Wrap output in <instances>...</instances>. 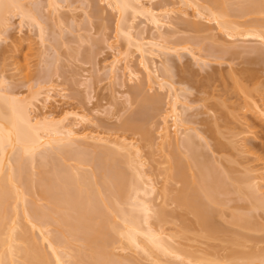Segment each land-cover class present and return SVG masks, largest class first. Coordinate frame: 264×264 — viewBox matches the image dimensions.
<instances>
[{
	"label": "bare ground",
	"instance_id": "obj_1",
	"mask_svg": "<svg viewBox=\"0 0 264 264\" xmlns=\"http://www.w3.org/2000/svg\"><path fill=\"white\" fill-rule=\"evenodd\" d=\"M106 1H108L107 3H109L110 7H113L114 11L116 10L117 13L119 14L118 24L116 23L117 36L119 38L123 37L122 39H125L124 41H127V45H129V48L131 46L135 47L134 50L138 52V54L141 57L140 59L142 60L140 63L141 64L143 63L142 66L145 74L144 75L145 80L147 84H151V85L153 84L154 86V83L155 82L157 83V78H159L161 74L159 77L158 75H155L157 74L156 70L158 67H156L155 64L156 59L154 60V57L152 56H154L155 54L157 55V53L154 52V50H152L153 47L151 48V46L154 47L156 46L160 48L162 45L158 44L157 41L153 42L151 40L152 38L151 39L149 38L150 39L149 40L147 38H144L143 36L140 37L134 36L133 32H136L134 31V29L136 30L135 28L136 26L134 27L135 25L133 24L134 19L131 20V18L132 17L135 18L139 16V14L147 15L146 16L147 21H150V24H152L153 26L152 28L155 27L157 29L155 30L157 31V33L156 32L155 33L159 34L157 38L159 40L164 39L163 46L161 47L163 49L169 43L168 42L166 44L165 41L166 42L167 40L170 41L169 37L172 34L169 33L170 35H168L166 34L168 33L166 31H165L166 33L164 32L165 33L164 34L160 30L161 28H163L162 27L163 25L165 26L166 24H168V22L165 24L164 16L167 19V14H169L171 10L168 8L166 10L164 9L163 12L159 13L153 9L152 5L151 7L146 6L144 0H106ZM150 1L151 0L147 2ZM198 1H202V3ZM198 1H197L198 3L193 2L194 3L193 6L201 10L199 9L197 10L195 8L197 11L195 10L194 13H197L198 16L199 14H202V12L206 10L205 12L208 13L206 14L209 17H211L213 21L217 23L216 25H218V28L221 29L220 31L223 30L227 32V35H229L230 37L239 36L241 37V39L249 38L250 40L251 38H254L264 43V17L263 18L260 17V16H264V0H198ZM58 2L57 0H48V5L54 8L53 11H59L57 7ZM31 5H32L31 2L28 4L26 3V0H0V41L2 40V38L7 37L5 35L9 32L7 31L10 29L8 28L9 23H12V20L10 21V16L14 18L13 16L15 12L20 15L19 17L22 19V21H24V23L26 20V22H29L31 25L38 26L40 34L42 35L41 36L42 40H44L43 42H45V40H48V36L46 38V33L44 32L46 31L44 27L47 24L45 23L43 25L44 22L42 23V21H44V19L42 20V18H44V16L41 17L43 14L42 15L40 14L42 11L36 12L39 11L40 8L38 7V9H36V7H34L35 8L34 9L33 6ZM189 5H191V3ZM49 6L47 7L49 8ZM98 12L96 13L98 14ZM234 12L239 13L238 15L240 16L249 15L250 17H252L253 15H255V17L252 18L254 19L256 18V19L252 20L251 18L252 21L250 20V22L243 27L242 23H240V21H238L237 19L239 18L237 17L238 15L235 14ZM59 13L61 12L59 11ZM187 13L188 11L184 12L183 14L185 15ZM53 14L55 15V13ZM181 14L182 13H180V15ZM39 15H41L40 16L41 18H39ZM59 15L60 17L58 16L57 18L60 22L63 23L64 20L61 18V14ZM207 15H204L205 18L208 17ZM256 15H258L259 19ZM234 16L236 18H234ZM186 17L188 16L186 15ZM180 21H182L181 23L184 22L185 24L188 23V25H191L189 24L191 23V21L188 22L186 21V19ZM178 23L180 22L178 21ZM192 24H195V27L201 26L199 24L196 25V23L194 22H192ZM60 25L61 23H59V26ZM172 32H176V31H172ZM8 36L10 35L8 34ZM89 39L90 38H88L87 40ZM237 40H235L234 42H236ZM256 42L255 44H258ZM247 44L249 45V43ZM260 44L263 45L262 43ZM111 45L113 46V44ZM171 45L172 44H169L168 46L170 47L166 46V48H169L168 50H170L171 52L176 51V53H178L179 56V52L177 51H180L181 49L178 48L177 50L176 48L178 46L175 47L173 45V50H171L172 48ZM148 46H150V48H148ZM217 46H219V44ZM257 46L251 48V50H254L253 53L256 52L257 54V51L259 50ZM181 48H187V47L184 46ZM223 48L224 47L222 46V49ZM260 50L261 51L258 52H262L263 55L264 51H262V48H260ZM127 51L126 54L127 53L130 54L129 53L130 50L129 52ZM189 51L191 52V50ZM121 53H122L121 51H118L117 54L121 55ZM223 53H225L224 50ZM117 54H115L114 59L110 61L109 62L110 65H108L110 66L109 67L110 68L109 73H111V75L109 74L110 77L112 76L113 78L123 79V77H125V74L128 75L131 79L135 76L139 77V75L136 74L138 70L136 71L132 67L133 64L132 65L129 64L130 62L129 59L131 60L130 55H128L129 56L128 59L126 57V54L124 53L126 57L124 59L125 63L124 65L119 66V63L122 61V59L116 57L118 56ZM259 54L260 53H258V55ZM156 55L155 58L158 57ZM168 55L166 56L164 55L165 57L164 56L163 57L166 59ZM195 57L196 59H198L197 56L194 55V58ZM196 59L193 60L195 61ZM201 61L197 60L196 62L197 63L200 62L202 64ZM53 62L55 63V61ZM182 62L183 59L181 63ZM163 63H166V65H168L167 59ZM160 64L162 65V62ZM48 65L50 66V63ZM166 65L165 64L163 65V68L165 70L168 69V67L171 68V66L167 67ZM176 65L178 67L179 64ZM176 65L174 63V66ZM49 66L47 67V71L49 69L51 70V67L53 65L51 67ZM165 66L167 68H165ZM50 70L49 72H47V74H50ZM170 71L168 69L166 70L165 73L169 74ZM118 72L121 73L117 75ZM40 73L41 72H39V74ZM4 79L7 80L6 78ZM4 79L2 78L0 79V264H138L139 263L138 261H137L138 263L134 262L132 259H129V257L127 259L123 258L125 254L123 255L116 254V252L114 251L116 247H121L123 251L125 249L126 250L131 249V251L134 250L139 254V255L137 254L138 257L140 256V254H143V256L145 255L150 259L153 258V260L157 264L159 263L163 264L162 261L165 260L163 258L166 259L168 258L170 260L172 259L179 261L181 260L180 262L178 261L179 262L178 264L180 263L199 264L200 262L203 263V261H207V259H204L202 255H200V257L202 258L200 257L198 258L197 257L199 256L198 254H194V252L182 248L183 246H181V243H180L181 247L180 246L177 247L176 245H174L175 243H177L175 242L176 240L175 241L173 240V238L175 237L173 236L174 234L170 235V233L167 232L168 230L166 229L167 230L166 231L165 227L163 228L164 225L163 223L166 222L165 216L167 217V212H165L164 210L165 208H160L161 210L160 209L158 210L156 209L157 206L155 207L156 204H154L153 201L160 194L159 188L158 186L156 187L157 184L154 181L155 179H153L152 174H148L149 172L147 173L146 169H144L145 168L144 165L146 163L144 160H142V155H140L141 152L139 151V147L138 149H136L137 148L135 147L136 145L134 143H129L130 141L128 142V140H126L127 138L116 140L118 137L113 139L111 137L105 136L103 133L94 132V129L93 132L91 130L88 131V129L87 131L83 130V132H79L78 130L81 129L76 130V125L78 123H88L91 120V118H89L88 115H86L84 112L81 113V111L74 112L73 109H72L73 111H71L69 109L63 110L62 108V111L57 112L55 110L49 109V112H46L44 115L40 116V118L38 116L37 118L35 115L34 117L33 111L36 109V107H38L37 106L38 103L47 104L48 102L51 103L52 100H54L56 103L58 102V100L54 99L51 93H48V91L51 92L53 88L51 89V91L50 89L48 91L45 90L47 93L45 91L41 92V90H43L42 88L40 91L37 90L35 92H30L31 95L25 96L22 95L21 93L14 94L11 93L10 89L7 90L5 88L6 87L5 85L8 82L4 81ZM40 79L42 78L40 77ZM125 79L126 78H124V81ZM159 79L158 81L161 80ZM162 79L164 80L163 77ZM124 83L125 82L122 81L121 83L122 85L120 86L122 87L123 85H125ZM162 84L168 85V86L166 85L168 87L167 90L169 91L170 93L169 95L172 98L171 105L168 108H170L169 113H171V118L173 117L172 123L175 128V131L172 128L174 132L173 134L170 133V131H172L171 127L169 130L170 125L167 126V121L165 119L164 125H162L163 127L160 128L161 129L160 131L162 132L161 136L164 140H167L169 142V138L171 139L172 135H174L173 141L176 144V146H174L173 148V151L170 153L171 155H167L169 157L171 156V158H169L168 160L169 163L167 162L169 164V168L166 169L167 168L166 167L165 168L166 170L164 171L167 179L168 178L178 179L179 180L178 182H181V185H183L181 189L178 188L180 190L176 189V191L178 192L173 197L174 202L177 203L176 205L179 204L180 207L185 206L184 208L190 210L191 213L195 215V218H197L196 223H198L197 225L201 227L202 232L206 236L213 237L216 236L217 234L219 235V232H226V233L229 232L228 230H226L227 225L222 223L225 222L226 220L224 218L226 215H224L225 210L223 211V208L225 209L226 207H228L227 201L230 200L229 203L233 200L235 201L238 200L239 202L242 201L241 202V205L243 204L242 206L239 204L238 206L237 205L235 206L237 201L236 202L234 201L235 202L234 206H232L233 204L230 205V207L232 206L235 209L233 208L232 211L230 208V211H232L233 213L231 212L230 214L229 212V217L230 216L231 217L228 219H230V222L233 223V226L236 225L235 227H237V230H241L240 228L242 229L244 228L243 230L247 231L246 235L239 234L240 231L238 232L237 235V231L231 230V232H233V234L236 235L237 238L236 236L234 237L233 235V238L229 239L228 242L237 246L239 244H243L247 240L250 242V239H252L251 241H253L254 239H256V236L254 238H251L250 235H248L247 233L249 231L253 232V230L257 226L259 227L260 223L257 219L260 216H257L258 213L259 215L262 214L264 216V189H263L264 184H262V181L264 180V172H262L264 171L263 170L264 166L262 165L263 168L260 167L254 168L255 166L251 167L248 166L246 163H244L246 164V165H242V169L244 167V170L242 171L244 172L242 171L238 172L237 171L238 168L236 169L234 166L240 163L233 164L234 166H232L231 164V163H236L235 158L234 161H232L230 158L227 157L229 159L227 160V162L231 164V167H233L230 168L229 166H227L228 164L226 165L227 162L225 156L223 158V156L220 154V158L217 157L218 158L217 161L215 160L216 159L215 156L218 155H216V153H214L215 155L211 154V157L213 156V159L215 158L214 159L215 161L213 162L220 165L219 168L222 169L219 170L216 164L214 165V163L210 161L209 159L210 156L209 157L206 156L205 154L206 152L205 153L203 152L202 146H204L205 143L204 145L201 146L203 142L202 143L198 142L200 139L202 140V138L204 139V137L208 136L207 134H209L210 132V130H208L210 129L209 126H211L212 129L214 128L213 130L217 131L218 129L217 135L222 133V131L219 130V128L215 127L216 124H217L216 126H218V123L215 122L216 119H214L215 121L213 125L210 122L206 124L207 126L210 124L207 127L208 132L205 131L206 129L204 130V128H203V132L200 131L199 129H196L197 131L199 130L197 132L195 128L187 127L186 125L190 122L189 121L190 119L188 120L187 117H183V116H185L184 115L185 111L187 112L189 107H187L188 105L185 106L186 103L184 102H183L184 104L180 103L181 95L180 94L178 95L177 91H179L181 88L178 90L175 86V83L173 84L167 81H161L160 85L163 86ZM149 86L150 85H148V87ZM43 93H45L46 95L44 94L45 96L42 97ZM157 96H159V94ZM151 97L154 96L153 95L150 97H147V95L143 96L142 102L140 103V107H141L140 112H142L144 115L146 114V112H148L146 108H148L150 105L148 104L149 106L147 107L146 105L147 103H149V101L153 99ZM156 98L159 101L158 97H155L154 100H156ZM41 99L43 100V102H41L42 101ZM152 102L154 103L153 100ZM152 102L150 103L152 104ZM253 102H254L253 105L258 109L257 111L260 112L261 117L262 116L264 117V109L258 105L256 100L255 101L253 100ZM153 109H155V105L153 106ZM69 117H71L73 120L72 119L70 120ZM191 118H193V116ZM68 119L70 120V122L68 121ZM135 122H136L135 120L130 121L128 123L129 126L127 125V129L129 128L132 129L131 127H134L135 129L137 128L136 130H138L139 127L142 128L143 123L141 122L143 121L138 122V125ZM88 126L86 128H88ZM249 127L250 125L248 126V128L246 127L247 129L244 128L246 129V131L243 130L244 134L245 132L247 133V136L248 135L250 136V134H248L251 131ZM216 131H214L215 134ZM201 132L204 134L207 132L206 133L207 136L201 135L202 134ZM215 134H213V137L214 138L216 137L214 143L215 142H216L215 144L218 143L217 144L218 147L216 148V145L213 144L215 146L214 150L218 148H220L219 150L222 149L224 150L225 147L228 148L227 144L222 145V143L225 142H221L222 139L220 140V138L217 139L218 137ZM237 134L235 135L231 134L229 136L233 135L234 137L236 136V138H238L239 135L237 136ZM239 134L242 135L240 137L243 138L242 139L243 141L236 142L235 138H230V139H235L233 141L234 143L236 142V144L234 145L230 144V146L233 145L232 149L234 148L233 150L236 152L237 149L240 147L239 149L241 150L238 149L239 150L238 152L240 153V156L242 155V157L243 154L244 155L252 154V151H250L249 149L250 145L247 144L249 143L250 138L247 139V136H244L242 132H240ZM201 136L204 137L201 138ZM196 137H199L200 139L197 138L198 139L197 141ZM222 137L226 138L224 137V135ZM230 141L231 140H229V142ZM104 142L105 144L106 143L109 144L111 143L113 145L115 144L117 145V147L110 148L113 145L112 146L109 145L110 147H105V145L103 144ZM168 142L167 144H169ZM170 142L172 144V141ZM208 142L211 144V140H208ZM98 143H101L99 144L100 147L97 146ZM230 143H232V141ZM238 143L240 144L238 145ZM94 144L97 146V149L96 147H94L96 149V152L99 149L100 151L98 152L99 155L97 162L95 161L97 163L96 169L93 168V170L91 169L89 170V168L88 169L86 167L83 168V166L92 163L93 160L95 159L94 157L95 155L91 154L93 155L92 158L91 155L89 156V154H87L90 151L86 153V149H87L86 147L84 150L83 147L81 148L79 146L93 147L95 146ZM101 145L104 146L101 147ZM235 145L236 148L238 147L237 149H235ZM246 145L249 146L247 147ZM77 146L79 149H83L84 152L82 150L81 153H78V151L74 152L73 149L74 147L77 149ZM245 146L246 148H244ZM251 147L252 146H250V148ZM255 147L254 148L252 147L253 151ZM133 148H135L137 151ZM180 148L184 154L180 151ZM127 149L135 150L136 153L134 154L133 152L135 151L131 152L128 151ZM183 150H185L186 152ZM246 151L248 152L247 154H245ZM88 159H89V163H88ZM220 159L222 161H220ZM257 159L259 160V158ZM71 160H73L76 164L75 163L69 164V161L72 162ZM224 160L226 163L224 162ZM255 160L256 159L254 157L253 161ZM219 161L220 163L222 162V164L225 163L223 164L225 168L221 166L222 164H220ZM242 162L243 161L241 160V163ZM256 166H259V164H257ZM191 167L198 169L197 171L195 170L196 172L193 171L194 175H192L193 174L192 173L191 176H189L187 175L188 173L186 172L189 171L188 169H190ZM234 168L236 170H234ZM86 169L89 171H87ZM157 188H158L157 192L159 194L157 193V196L155 195L154 199H152L151 198L152 194L156 193L155 191ZM167 189L168 188H166V190ZM163 191L165 190L163 189ZM161 193L162 194L160 195H163V192ZM170 193L169 195L171 197ZM166 194H168L167 191ZM172 194H174V192H172ZM231 194H233L235 197L234 196L233 197L230 196V198L226 197L227 200L225 197H223ZM34 196L37 197L36 202ZM167 197L169 196L167 195L166 198ZM231 197L233 198V200H231L232 199ZM163 198H165L164 195ZM42 199H44V201L46 200L47 204L42 203L43 205L41 206L40 205L41 203H39L40 206L37 205L36 203H38V201ZM237 207L240 209V211L241 209L245 211L243 212L242 210L241 212H239L238 209L236 210ZM227 211L228 210H226V212ZM221 215L223 216L221 217ZM262 215L261 217L263 218ZM217 216L218 218H221L220 220L223 219L225 220L220 222L219 219L216 218ZM154 218L156 219L158 218L157 221L160 222L158 223L154 222L155 221ZM216 219L218 221H216ZM231 223L230 225H232ZM226 224H229V222ZM223 225H225V227ZM261 228L262 227H260V229ZM256 229L259 230V228ZM256 229L254 232H258L256 231ZM263 230H264V223H263ZM241 232L244 233L243 231ZM224 234L222 233V235ZM228 234L229 233H227V235ZM231 236H229V238ZM243 240L245 241L238 243ZM183 249L184 251H182ZM242 253L241 256L240 253H238V256L237 253L234 255V257L233 254L230 257L228 256L229 257V258L227 257L229 259V260L227 259L228 263L227 262L225 263L235 264V261L239 260L240 263L242 261H245L244 263L242 262V264H252V262L257 260L259 264H264V257H263L264 251L263 253L262 251L261 253L259 251H256L254 252V254L252 252L247 254L244 251ZM261 255L263 256L261 257ZM120 258L121 259L123 258V260H120ZM144 259L147 260V258ZM160 259L163 260L161 261ZM156 260L158 261L156 262ZM216 262L219 263V261ZM171 263H175V262L171 261ZM220 264H222L221 261Z\"/></svg>",
	"mask_w": 264,
	"mask_h": 264
},
{
	"label": "rangeland",
	"instance_id": "obj_2",
	"mask_svg": "<svg viewBox=\"0 0 264 264\" xmlns=\"http://www.w3.org/2000/svg\"><path fill=\"white\" fill-rule=\"evenodd\" d=\"M29 1L31 2V4H32L31 6H33V8L34 7H36V9H38V7L40 8V10L36 11V12L42 11L40 14L41 15L43 14V15L42 16L39 15V18L44 16V18H42V20L44 19V21H42V23L44 22L43 25L45 23L47 24L44 27V29L46 30L44 32L46 33V38L48 36V40H45V42H43L44 40H42V37H41L42 35L40 34V31H39V28L37 25H31L29 22H26V20L24 23V21H22V19L19 17L20 15L17 14L16 12H15L14 16L12 15L14 18H12L10 16V21L12 20V23H9V27L7 26L8 28H10L9 30H7L9 32L7 34L5 33L6 34L5 36H7L9 38L4 37V38H2V40L3 39L4 40L0 41V79L1 78L7 79V80L4 79V81L8 82V83L5 82L6 83L5 88L7 90L10 89L11 93H14V94L21 93L22 95H25V96L31 95L30 92H35L37 90L40 91L42 88H43V90H41V92L42 91L44 92L45 90L48 91L49 89L51 91V89L53 88V90H52L53 92L48 91V93H51L52 96L54 97V99L58 100V102H57L58 104L54 100L51 101L52 104L50 102H48L47 104L42 103L43 105L41 103H38L37 104L38 107H36V109L34 108L35 110L33 111V116L35 115L36 117L38 116L40 118V116L44 115L46 112H49V109L55 110L57 112L62 111V108H63V110L64 109H69L71 111L74 110V112L75 111L76 112L81 111V113L84 112L86 115H88V117L91 118V120L88 123H78L76 125V130L81 129V130H78L79 132H83V130L87 131V129H88V131L91 130L93 132V129H94V132L103 133L105 136L111 137L113 139L118 137L119 139L117 138L116 140H121V139L127 138L126 140H128V142L130 141L129 143H134L136 145L135 146V147H137L136 149H138V147H139V151L141 152L140 155H142V160H144L146 163L144 165V167H145L144 169H146L147 173L149 172L148 174H152V177H153V179H155L154 181L157 184L156 187L158 186V188H159V193L162 194L161 192H163V195L165 197V198H163V195H160L157 192L158 188L155 191L156 193H153L154 195L152 194V197H151L152 199H154V196L155 195L157 196V193H158L159 194L158 197L153 201L154 204H156L155 207L157 206L156 209H158V210L160 208H165L164 210H165V212H167L168 218L165 216L166 222L163 223L164 225L162 224L163 228L165 227V230L167 229L168 231L167 230L166 231L168 233H170V235L174 234L173 236H175V237L174 238L172 237V238L174 241L176 240L175 242H177L174 245H176L178 247V246H180V243H181V246H183L182 248H185L188 251H192V252H194V254H198L199 256L196 255L198 258L200 257V255H202L204 259H207V261L202 260L203 263L200 262L199 264H201V263L202 264H220V261L222 262V264H224L225 262H227V259L232 254H233V257L236 253H237V256H238V253H240V256H241V253L243 251L246 252L247 254L251 253V252L254 254V252H256V251H259L260 253L262 251V253H263V251H264V230H263L264 216L262 214L259 215V213L257 216H260V217H261V215L263 216V218L258 217V219H257L261 226L259 225V227L258 226L256 227V228H259V230L256 228L255 229L259 233L254 232L255 229L253 230V232L248 230L249 232L247 233L248 235H250L251 238H254L256 236L257 240L254 239L253 241H251L252 239H250V242L248 240H247L248 242L243 240V241H240L238 243H241L244 241L245 242L243 244H239V245L236 244L237 246L228 242L229 239L233 238V235H234L233 232H231V230L237 231V235H238L239 231L240 232L245 231V230H243L244 228L243 229L240 228L241 230H237V227H235L236 225L233 226V223H231L230 219H228L231 217V216L229 217V212L231 214V212L233 211V208H234L232 206H234V203L236 201L239 202L238 200H236V201L233 200V198H232L234 196L233 194L228 195V196H223L225 198L226 197L230 198V196H232L231 200H233L230 203H229L230 200H228L227 201L229 203V204L227 203L228 207H226L225 209L223 208V211L225 210L224 215H226L224 218L227 221L225 219H223V220H225L226 223L229 222V224L222 222L223 220H220L221 218H218V216L216 217L219 219L220 222H222L225 225L230 227V230H229V227L226 226V228H227L226 230H228L229 232H227V233L231 234L232 236L229 234L227 235L226 232H219V235L217 234L218 236L217 235L213 236V237L206 236L202 232L201 227L199 225H197L198 223H196L197 218H195V215L193 213H191V211L188 210L187 208H184L185 206L180 207L179 204L176 205L177 203L174 202L173 197L178 192V191H176V189L180 190L183 187V185H181V182H178L179 181L178 179H173V178L167 179L165 171H164V170L169 168L168 160H169V158H171V156L169 157L167 155H171L170 153L173 151V148H174V146H176V144L173 141L174 135H172V138H171L172 140L169 138V142L167 140H164L161 136L162 132L160 131L161 130L160 128L163 127L162 125H164L165 119L167 121V126L170 125L169 130L171 127V130L173 128V130L175 131V128H174L173 123H172L173 117L171 118V113H169L170 108H168V107H170L171 101H172V98L169 95L170 93L167 90L168 85L166 84L167 85L166 86V85L162 84L163 86H161L160 83H161V81H167L169 83H173V84L175 83V86L178 90L181 88L179 91H177L178 95L179 94L181 95L180 96V99H181L180 103L181 104L186 103L185 106L188 105L187 107H189L188 110L186 109L187 112L185 111V114H184L185 116H183V117H187L188 120L190 119L189 120L190 122L186 125L187 127L195 128V130L199 129L202 132H203V128H204V130L206 129L205 131H207V129H208L207 127L210 124L208 126L206 124L210 122L213 125L214 121H215L214 119H216L215 122L218 123L219 127L216 126L217 124L215 125V127L219 128V130L222 131L221 134L217 135L218 129L216 131V130H213L214 128L212 129L211 126H209L210 129H208V130H210V132H209V134H207L208 136L206 135V133L208 131L205 134L201 132L202 133L201 135L207 136L208 138L201 136V138L204 137V139H205L204 140L202 138V140H201L199 137H196V139L197 138L200 139L199 141L197 139L198 142H200V143L203 142L201 144V146L204 145V143H205V145L202 146V150L204 153L206 152L205 153L206 156H208V157L210 156L209 159H210V161H212V163H214V165L216 164V166L218 168L220 167V165H218L217 163H215L213 161H215V160L218 161V158H220V154H221L223 156V158L225 156L226 162H227V160H229L228 158H230L232 161H234V158H235L236 163H231L232 166H234L233 164H237V163L241 164V165L237 164L234 166L236 169L238 168V170H237L238 172L244 170V167L242 169V165H246V164L248 166H251V167L255 166L254 168H256V167L263 168V166H264V164H263L264 163V149H263L264 148V145H263L264 144V117L263 116L261 117L260 112H258L257 111L258 109L253 105V103H254L253 100L254 101L256 100L258 105L264 109V56H263L264 54L262 55V52H258V51H261L260 48H262V51H264V47H263L264 43L260 40H257V39L251 38V37H250L251 40L249 38L241 39V37H239V36L230 37L229 35H227V32H225L223 30L220 31L221 29L218 28V25H216L217 23L215 21H213V19H211V17H209L207 15L208 13L205 12L206 10L204 11L205 13L202 12V14H199L198 15L199 17H198L197 13H194V11L197 8L193 6V4H194L193 2L202 3V1H198V0H187V1H185V0L184 1L183 0H151L150 1L151 3H150V2H147L149 0H144L146 6L151 7V5H152L153 9L159 13L163 12L164 9L166 10L169 8L171 10V12H170L171 14L170 13L167 14V19L164 16L165 24L167 22H168V24H166L165 26L163 25L162 26L163 28H161L160 31L162 33H164L166 31L168 33H166V32L165 33L168 35L172 34L169 37L170 41H168V40H167V42L165 41L166 44L169 42L168 45L172 44L171 50H173V45L175 47L178 46L176 48L177 50H178V48L181 49L180 51H177V52H179V56L175 50H174L175 52H171L170 50H168L169 48H166V46L170 47L168 45H166L162 49L161 47L163 46L164 39L162 40L160 38L161 40H159L157 38L159 35V34H156L157 31H155L157 29L155 27H154L155 29L152 28L153 27L152 24H150V21H147V19H146L147 15L139 14V16H137L135 18H133V17L131 18V20L134 19L133 20V24H135L134 27L136 26L135 27L136 30L134 29V31H136V32H133L134 36H137V37L143 36L144 38H147V39L152 38L151 40L153 42L157 41L158 44L162 45L160 48L156 47V46L155 47L151 46V48L153 47L152 50H154V52L157 53V55L155 53L154 54L156 56H158L156 58H155L154 54H153L154 56H152V57H154V60L156 59L155 64H156V67H158L156 70L157 74H155V75H158V77H159L161 74V76L159 77L161 80L159 78H157V83L155 82L154 86H153V84L152 85L147 84V82L145 80V77H144L145 74H144L143 66H142L143 63L142 64L140 63L142 60L140 59L141 57L138 54V52L136 50H134L135 47L131 46L129 48V45H127V41H124L125 39H122L123 37L119 38L117 36L116 29H117L119 14L117 13L116 10L114 11L113 7H110L109 3H107L108 1H106V0H85V1L84 0H60L61 1L60 2L59 0H57V2L59 1L57 4V7L61 13H59V11H53L54 8L48 5V0H47V2H46V0H38V1L37 0H29ZM29 1L26 0V3L29 4L30 3ZM32 1H35V2H32ZM87 1H88V3H87ZM82 2H85V3H82ZM188 2H189V4L191 3V5H189ZM93 4H94V6H93ZM167 5H168V7H167ZM47 6H49V8ZM96 6H98V7H96ZM29 8H32V7H29ZM183 9L184 10L187 9V10L184 11ZM95 10H96V12L99 11L98 14L95 12ZM181 10H183L184 12L188 11V13L184 15L183 14L184 12ZM199 10H201V9H199ZM50 12H51V14H50ZM52 12L55 13V15ZM58 13L61 14V18L64 20L65 23L64 22L62 23L58 20L57 17L58 16L60 17V15ZM95 13L97 16L95 15ZM180 13H182V14L180 15ZM234 13L237 15L239 14L236 12H234ZM57 14H58V16H57ZM186 15L190 18L186 17ZM204 15H207L209 18L208 17L205 18ZM237 15H235V16H237ZM235 16H234V18H236ZM256 16L258 17V15H256ZM129 17H131V16H129ZM237 17H239L237 19H238V21H240V23H242V25L244 27L245 25H247V23L250 22L252 17H255V15H253L252 17H250L249 15H245V16L238 15ZM260 17L263 18L264 16H260ZM182 18L186 19V21L191 19L190 20L191 23H189L191 25H188V23L185 24L184 22L181 23L182 21H180V20H183ZM262 18H260V19H262ZM253 19L254 18H252V20ZM258 19H259V17H258ZM58 21H59V23H61L60 26H59ZM178 21L180 23H178ZM190 21H188V22H190ZM192 22L196 23V25L199 24L201 26L195 27V24H192ZM173 23H176V24H173ZM138 29H139V31H138ZM172 31H176V32H172ZM139 32L142 34H140ZM144 33H146V34H144ZM8 34L10 36H8ZM151 34H152V37H151ZM174 36H176V37H174ZM228 36H229V38H228ZM79 37H80V39H79ZM81 37L84 39H82ZM88 38H90V39L87 40ZM235 40H237V41L234 42ZM256 40H257V42H256ZM105 41H107V42H105ZM240 41H241V43H240ZM108 42L110 45L113 44V46L111 45V47H110ZM161 42H162V44H161ZM237 42H239V43H237ZM244 42H245V44H244ZM252 42H254V43H252ZM255 42L258 44H255ZM247 43H249V45ZM260 43H262L263 45H261ZM218 44H219V46H217ZM250 44H252V45H250ZM244 45L247 47V49ZM184 46L187 48H181ZM222 46L224 47L223 49H222ZM236 46H237V48H236ZM256 46L259 48V50L257 51V54H256V52L253 53L254 50H251V48H254ZM259 46H261V47H259ZM229 47H231V48H229ZM127 48H129V49H127ZM148 48H150V46H148ZM248 48L250 49L251 53H250ZM185 49H187V50H185ZM221 49H222V52H221ZM231 49H232V51H231ZM236 49H239V50L241 49V50L239 51ZM129 50H130V52H129ZM189 50H191V52L194 54H192ZM223 50L225 51V53H223ZM247 50L249 53L247 52ZM118 51L122 52L121 55L117 54ZM126 51L129 52L130 54H128V53L126 54ZM114 53L118 55L116 57H118L119 59H122V61L119 63V66L124 65V63H125L124 59L126 57L129 59L128 55H130L131 60L129 59V61L131 63L129 62V64L130 65L133 64L132 67L136 71L138 70L136 72V74L139 75V77L135 76L131 79L126 74H125V77H123V79L122 78H113L112 76L110 77V75H111V73H109L110 72V70H109L110 66H108V65H110L109 62L114 59V56H115ZM124 53L126 54V57H125ZM258 53H260V54L258 55ZM164 55L165 56L168 55V57H166L168 65H166V63H163L166 60L164 58L165 57ZM190 55L193 57H191ZM194 55L197 56L198 59H196V57L194 58ZM152 57H151V59H152ZM180 57H181V59H180ZM53 58L56 60H54ZM87 58H89V59H87ZM160 58H161V61H160ZM178 58H179V60H178ZM182 59H183V62L181 63ZM193 59H196V60L194 61ZM154 60H153V62H154ZM197 60L198 61L202 60L201 61L202 64L200 62L197 63L196 62ZM53 61H55V63ZM158 61H160V62H158ZM161 62H162V65L160 64ZM204 62L206 63L207 66L205 65ZM207 62H208V64H207ZM49 63H50V66L48 65ZM174 63H175V65L179 64L178 67H177V65L174 66ZM164 64L167 67L171 66V68L168 67L169 71L171 70L169 72V74L165 73L166 70H168V69L165 70L163 68ZM202 65H204V66H202ZM23 66H24V68H23ZM48 66L49 67L52 66L51 70L49 69L50 74H47V72H49V70L47 71ZM166 66H165V68H167ZM53 69H54V71H53ZM39 72H41L40 73L41 76H40ZM120 73L121 72H118L117 75H119ZM170 73H171V75H170ZM172 74H173V76H172ZM44 75L46 78L44 77ZM165 76H167V77H165ZM29 77H30V79H29ZM40 77L42 79H40ZM162 77L164 78V80L162 79ZM124 78H126L125 81H124ZM158 79L160 81H158ZM122 81L125 82L124 83L125 85H123L124 87L122 86L123 88L120 86V85H122L121 84ZM119 83H120V85H119ZM148 85H150V86L148 87ZM58 92H60V93H58ZM54 93H56V94H54ZM63 93H64V95H63ZM44 94L45 93H43L42 97L46 95V94L45 95ZM158 94H159V96H157ZM146 95H147V97H150L153 95L154 97H151V98H153L152 100L154 101V103L152 102V100L149 101V103H147L146 107L149 105L150 106L148 108H146L148 112H146V114H145L146 116H145L142 112H140L141 111L140 103L142 102L143 96H146ZM155 97H158L159 101L157 100V98H156V100H154ZM41 102H43V100ZM150 102H152V104ZM155 102H156V104H155ZM45 104H46V106H45ZM154 105H155V109H153ZM43 107H46V108H43ZM152 111H154V112H152ZM139 114H142V115H139ZM192 116H193V118H191ZM133 117H135V118H133ZM261 118H262V120H261ZM69 119L71 120L72 118L69 117ZM69 119H68V121L70 122ZM143 119H145V120H143ZM183 119H186V118H183ZM129 120L130 121L135 120L136 121L135 123H137V125H138V122L143 121V122H141V123H143L142 128L139 127L138 130H136L137 128L135 129L134 127H131L132 129H130V128L127 129V125L130 122ZM125 123H126V125H125ZM141 123H140V125H141ZM247 123H248V125H247ZM88 124L90 127L88 126ZM249 125H250L249 128L251 130L250 132H252V133L249 132L248 134H250V136L249 135L247 136V133L245 132V134H244L243 130L246 131V129L248 128ZM87 126H88V128H86ZM244 128H246V129H244ZM173 130L170 131L171 134H173V132H174ZM142 131H143V133H142ZM214 131H216V134ZM235 132H237L238 134ZM240 132H242L244 134V136H247V139L250 138L249 143H247V144H249L253 148L256 146L255 147L256 150L254 149V151H253L252 147L250 148V146L248 145L250 151H252V154H250V151H249L250 155H248L247 154L248 152L246 151L245 154H247V155H244L243 154L244 152H243L242 153L243 157H242V155L240 156V153L238 152L239 150H241V149H239L240 147L239 148L237 147L239 149L238 150L236 148V145H235V149H237V152L233 150L234 148L232 149V146L234 144H236V142L243 141L242 140L243 138L240 137V136H242L241 134H239ZM210 133H212V134H210ZM199 134H200V132H199ZM213 134L217 135V137H218L217 139H219V138H220V140L222 139L221 142H225V143H222V145L227 144L228 145L227 147L229 149L225 147V149H224L225 151L223 149L219 150L220 148L214 150L215 146L213 144L216 143V142L214 143L216 137L214 138ZM222 134L226 138H223ZM231 134H233V135L237 134V136L239 135V137H238L239 139L236 138V136L234 137L233 135H232L233 137L229 136ZM220 135H221V137H220ZM251 137H252V139H251ZM230 138H235L236 140L230 139ZM228 139L231 140L232 143H230L231 141L229 142ZM208 140H211V144L208 142ZM233 140H235L236 142L234 143ZM170 141H172V144ZM167 142L170 145L167 144ZM163 143H164L165 147H164ZM253 143H254V145H253ZM99 144H101V143H98L97 146H99ZM103 144L105 145V147H110L109 145H111V146L113 145L111 143L110 144L106 143V144H108V145H106L105 142ZM217 144H215L216 148L218 147ZM230 144H233V145L230 146ZM239 144L240 143H238V145ZM76 145H75V147H76ZM104 145H101V147ZM97 146L96 145L93 147L92 146H90V147L89 146L88 147L87 146H79L81 148L83 147L84 150L86 147L87 148L86 153L90 151L89 153H87V154H89V156L91 154L95 155L94 156L95 159L93 160L92 163H90L91 165L90 164L85 165V166H83V168L86 167L87 169L89 168V170L90 169L93 170V168L96 169V166H97L96 162H97L98 155H99L98 152L100 151V149H99L96 152ZM246 146L244 148H246ZM75 147L73 149L74 152L78 151V153H81V150L83 151V149H79L78 146H77V149ZM94 147H96V149ZM115 147H117V145L114 144L110 148H115ZM220 147H221V145H220ZM261 147H263V148H261ZM259 148H261V149H259ZM133 149H135V148H133ZM135 150L129 149L128 151L133 152ZM185 150H183V151H185ZM210 150H212V151H210ZM136 151L133 153L135 154ZM180 151H181V148H180ZM93 152H95V153H93ZM214 153H216V155H218V156H215V158H216V159L214 158L215 160L213 159V156L211 157V154H214ZM93 155H91L92 158H93ZM229 155H231V156H229ZM238 156H240V157H238ZM256 156H257V158H259V160L256 158ZM236 157H237V160H236ZM254 157L256 159L255 161H253ZM238 158H240V159H238ZM246 158L249 160H247ZM91 159H90V161H91ZM241 160L243 161L242 163H241ZM244 160H246V161H244ZM71 161L72 162L69 161V164L75 163L73 160H71ZM220 161H222V160L220 159ZM220 161H219V163H220ZM237 161H240V162H237ZM224 162H225V160H224ZM88 163H89V159H88ZM225 163H223V164H225ZM244 163H246V164H244ZM220 164H222V162ZM223 164L221 166H223V168H225ZM231 164H229L228 162L226 163L227 166H229L230 168H233V167H231ZM257 164H259V166H256ZM239 166H241V167H239ZM235 168H234V170H236ZM190 169H188L189 171L186 172V173H188L187 175H189V176H191L192 173H193L192 175H194L193 171H195V170L197 171L198 168L191 167ZM89 170H87V171H89ZM219 170H222V169L219 168ZM163 171H164V173H163ZM237 171H235V172H237ZM242 172H244V171H242ZM262 172H264V171H262ZM263 181H262V184H264ZM166 188H168V189L166 190ZM178 188H180V189H178ZM163 189L165 191H163ZM169 189H170V191H169ZM166 191L168 194H166ZM171 191L174 192V194H172ZM169 193L171 194V197H170ZM167 195L169 196V197H167L168 200L166 198ZM36 198L37 197L34 198L35 202L37 200ZM170 198L173 200H171ZM38 199H40V198H38ZM164 199H166V200H164ZM226 200H227V198H226ZM237 202H236L235 206L236 205L238 206V204L241 205L242 201L239 203H237ZM39 203H41L40 204L41 206L43 204H47L46 200L44 201V199L39 200L38 203H36V204L39 205ZM230 205H232V206L230 207ZM158 206H161V207H158ZM230 208L232 211H230ZM237 209L239 212H241L243 210V209H241V211H240V209L238 207L236 208V210ZM226 210H228V211L226 212ZM244 211L245 210H243V212ZM222 214H223V212H222ZM222 216L223 215H221V217ZM154 220H155L154 222H157V223L160 222V221H157L158 218L157 219L154 218ZM216 221H218V220L216 219ZM258 221H257V223H258ZM154 222H153V224H154ZM230 223L232 225H230ZM225 225H223V226L225 227ZM260 227H262V228L260 229ZM50 229H52V228H50ZM240 232H239V234H245L246 235L247 231H245L244 233H242V232L240 233ZM222 233L223 234L225 233V234L222 235ZM249 233H251V234H249ZM235 234H236V232H235ZM229 236H231V237L229 238ZM235 236L236 235H234V237ZM236 238H237V236H236ZM116 249L114 250L116 252V254H118V255L125 254L124 255L125 257L123 256V258H125V259H127L129 257V259H132L136 263L139 262L141 264H143V263L144 264H157V263H155L153 258L150 259L149 257H147L145 255H144L145 256L144 257L143 254H140V256H139L140 258H139L138 257L139 254L134 250L131 251V249H127V250L125 249L124 251H126V252H124L121 247H116ZM182 251H184V249ZM248 251H250V252H248ZM192 252H191V254H192ZM205 255H206V257H205ZM263 255H261V257ZM130 256L135 257V258H132ZM123 258L122 259L120 258V260H123ZM144 258H147V260H145ZM200 258H202V257H200ZM163 259H165V260H163ZM163 259H160L161 261L163 260L162 261L163 264H164V262H165V264L166 263L176 264V262L178 264L181 261V260L179 261V260H173V259L170 260L168 258L167 259L163 258ZM148 260L149 261L151 260V261L149 262ZM158 260H156V262ZM171 261H173L175 263H171ZM216 261H219V263ZM240 261H241V259H240ZM242 262L244 263L245 261H242ZM242 262L240 263L239 260H237V261H235V264H239V263L242 264ZM185 264H187V263H185ZM252 264H259V262L257 260H255L254 262H252Z\"/></svg>",
	"mask_w": 264,
	"mask_h": 264
}]
</instances>
